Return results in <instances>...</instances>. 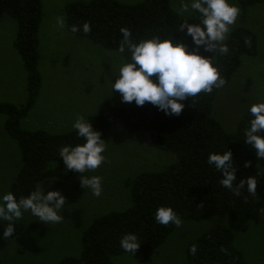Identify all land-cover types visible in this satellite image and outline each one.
Returning a JSON list of instances; mask_svg holds the SVG:
<instances>
[{
	"label": "trees",
	"instance_id": "obj_1",
	"mask_svg": "<svg viewBox=\"0 0 264 264\" xmlns=\"http://www.w3.org/2000/svg\"><path fill=\"white\" fill-rule=\"evenodd\" d=\"M232 1L238 5L241 17L249 8L264 4V0ZM3 15L16 23L13 45L26 74L24 104L0 102L3 130L17 144L20 153V167L8 189L19 198L45 179H69L74 172L65 168L58 150L64 144L83 141L74 130L49 134L21 128L20 121L34 106L42 83L38 68L42 0H0V18ZM187 19L188 23H198V13L194 12ZM183 20L174 10L172 0H139L130 4L118 0H77L64 6V26L68 32L116 52L122 26L132 31L133 39L173 35L175 39L185 40L183 32H175ZM85 21L90 24L89 33L70 30L69 26L79 27ZM186 42L191 45L190 38ZM224 43L228 46V53L217 54L213 59L226 86L240 67L242 57L257 54L258 41L252 31L239 27ZM119 54L128 55L127 52ZM201 54L212 55L203 50ZM218 89L198 93L183 101L185 107L178 116L165 115L146 102L143 106H108L88 117L102 139L113 125L118 124L129 132L145 133L151 147L174 153L177 159L163 170L144 172L126 180L130 205L124 210L95 218L82 233L79 255L64 257L58 264H112V257L128 254L119 246L120 237L126 232L138 236L140 245L135 254L144 262L149 261L175 227L171 222L165 226L155 221L154 212L161 205L172 207L180 219L201 221L211 216H226L231 221L229 226L212 227L197 237L186 248L187 264H244L242 252L233 246V236L235 231L247 229L252 212L264 209V174L258 170L254 149L245 146L242 139L249 119L247 112L230 133L212 116ZM224 150L232 152L237 167L234 185L242 178L255 176V195L247 193L246 186L236 196L220 185L221 174L206 160L209 152ZM245 161L251 162L246 168ZM3 228L0 221V233ZM192 245L196 246L195 254L190 252Z\"/></svg>",
	"mask_w": 264,
	"mask_h": 264
},
{
	"label": "rangeland",
	"instance_id": "obj_2",
	"mask_svg": "<svg viewBox=\"0 0 264 264\" xmlns=\"http://www.w3.org/2000/svg\"><path fill=\"white\" fill-rule=\"evenodd\" d=\"M72 1L77 0H42L38 33L42 87L37 103L20 121L24 130L60 134L73 130L71 124L77 115L88 119L108 106L135 105L122 103L119 93L110 91L109 78L118 71L121 55L57 25L58 17L64 21V6ZM118 1L130 4L139 0ZM179 4L180 0H172L176 12ZM193 13L178 15L187 19ZM239 27L255 34L258 49L255 56L242 57L230 82L219 88L214 97L212 116L228 133L235 130L251 104L264 101V4L249 8L243 17L240 11L226 40ZM15 33L16 23L3 15L0 18V102L18 106L26 100V74L13 45ZM3 121L0 115V192H7L20 167V153L17 144L3 130ZM103 140L105 161L84 174L102 178V194L96 197L80 187L81 174L76 172L67 180L39 182L37 186L41 183L45 192L59 190L64 195L63 219L59 223L43 224L30 212H24L14 225V233L0 239V264H58L64 257L79 255L82 233L95 218L130 205L126 180L144 172L163 170L177 159L174 153L151 147L145 133L129 132L118 124L109 129ZM257 167L264 174V158H257ZM2 222L4 227L8 223ZM230 224L226 216H211L201 221L181 219L180 226L175 225L149 261L128 253L112 257V264H187L186 248L197 237L212 227ZM233 246L242 252L244 264H264V209L251 213L244 232L235 231Z\"/></svg>",
	"mask_w": 264,
	"mask_h": 264
},
{
	"label": "clouds",
	"instance_id": "obj_3",
	"mask_svg": "<svg viewBox=\"0 0 264 264\" xmlns=\"http://www.w3.org/2000/svg\"><path fill=\"white\" fill-rule=\"evenodd\" d=\"M193 11L198 13L199 22L188 23L189 19H184L175 31L183 32L186 39L190 38L191 45L186 39H175L173 35L133 39V33L128 27L122 26L119 29L121 39L117 52H127L128 55L120 57L118 71L109 78L111 94L113 91L118 92L122 103L134 102L137 106H143L148 102L165 115L178 116L185 107L182 102L186 99L201 92L210 93L213 88L225 85L226 81L220 75L213 58L217 54L228 53L229 49L224 41L230 26L240 14V9L229 0H180L177 9L179 15H190ZM56 23L64 27L62 18L58 17ZM69 27L72 32L83 31L87 34L91 31L87 21L79 27ZM201 50L212 55H202ZM247 114L249 119L242 138L244 145L255 149L258 159L264 158V101L251 104ZM71 128L83 142L62 145L58 155L67 170L81 174L78 177L80 187L99 197L103 191L102 178L84 174L95 170L105 161L103 153L106 142L83 115L76 116ZM206 163L221 174L220 185L233 195L239 196L245 186L247 193L255 195V176L249 175L234 185L237 167L230 150L209 152ZM250 163L245 161L244 167H248ZM65 205V197L59 190L45 192L41 183L19 198L12 191L0 192V221L8 222L0 233V239L9 238L14 233V225L22 219L24 212H30L43 224L59 223L63 219L61 210ZM154 218L157 223L165 226L169 222L177 227L181 224L174 209L166 205L156 208ZM139 245L140 240L134 232H126L120 237V248L132 256ZM190 252L195 254V245L190 247Z\"/></svg>",
	"mask_w": 264,
	"mask_h": 264
},
{
	"label": "crops",
	"instance_id": "obj_4",
	"mask_svg": "<svg viewBox=\"0 0 264 264\" xmlns=\"http://www.w3.org/2000/svg\"><path fill=\"white\" fill-rule=\"evenodd\" d=\"M41 77H42V76H41ZM41 87H42V83H41ZM40 90H41V89H40ZM38 99H39V95H38V98H37L35 104L37 103ZM35 104H34V105H35ZM33 107H34V106H33ZM33 107H32V108H33ZM32 108H31V109H32Z\"/></svg>",
	"mask_w": 264,
	"mask_h": 264
}]
</instances>
